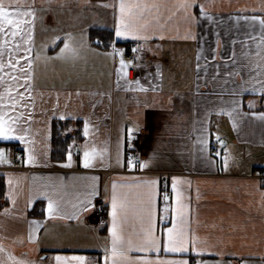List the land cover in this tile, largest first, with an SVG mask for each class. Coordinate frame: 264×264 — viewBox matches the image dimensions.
<instances>
[{
	"label": "crops",
	"instance_id": "crops-1",
	"mask_svg": "<svg viewBox=\"0 0 264 264\" xmlns=\"http://www.w3.org/2000/svg\"><path fill=\"white\" fill-rule=\"evenodd\" d=\"M125 2L147 6L138 22L148 39L115 36L120 0H10L34 19L24 17L31 23L15 37L0 33V110L18 118L16 134L27 141H0L10 161L0 163V264H57V256L105 263L113 183L124 185L118 192L129 205L124 235L137 240L147 228L144 182L153 180L160 251L121 250L118 262L264 264V30L251 19L264 18V0H195L189 11L180 0ZM93 30L111 31L113 43H142L126 76L114 50L95 46ZM67 120L82 124L84 138L70 149L71 163L69 153L56 162L53 123ZM212 139L223 155L210 151ZM86 148L96 151L92 167L83 164ZM129 149L147 165L130 171ZM93 185L98 194L89 197ZM88 198L93 207L79 211ZM49 199L57 211H48ZM181 204L196 251L167 252L166 229L179 225ZM98 206L104 217L94 216Z\"/></svg>",
	"mask_w": 264,
	"mask_h": 264
},
{
	"label": "snow or ice",
	"instance_id": "snow-or-ice-1",
	"mask_svg": "<svg viewBox=\"0 0 264 264\" xmlns=\"http://www.w3.org/2000/svg\"><path fill=\"white\" fill-rule=\"evenodd\" d=\"M146 5H130L125 2V0H120L119 4V18L118 23L115 27V36L117 38H124L128 36H132L136 39H148L147 35H142V31H144L147 27V24H140L138 21L143 20L144 16L141 11L142 8H146ZM153 7H157L153 5ZM196 7L195 0H180L178 8L184 11H189ZM135 9L136 11H134ZM200 13L201 15L206 16L207 13L204 11L203 6H200ZM28 15L34 14L30 12L22 11L19 7H12L10 6V0H0V33L4 34L5 36L15 37L17 36L23 29L21 28V24H30L31 22L25 20L24 17ZM189 20L193 19L191 13L187 17ZM211 19V17H209ZM245 19H248L245 17ZM253 21H258L261 29L264 30V18L259 17H251ZM31 39V37H29ZM8 41L5 40L4 44H7ZM69 45L65 44L64 49L61 50V53L64 52L65 49H68ZM25 51H30V49H26ZM113 55H119L120 59V73L126 76V69L131 64V61H125L123 59V51L114 48ZM8 65L15 69L17 67V63H13L11 59L8 60ZM29 70L31 69V60L27 61ZM4 67L3 64H0V70ZM199 67V66H198ZM23 71V68H21ZM2 79V77H0ZM13 80L16 79L15 76L12 77ZM135 83L137 85L140 84L139 80H136ZM142 89V86H141ZM11 91V88L8 90ZM22 95V94H20ZM261 119H264V114L261 115ZM18 122L17 117H9L6 112L0 110V141H10V140H20L21 142L27 143L24 140L23 135L16 134L15 125ZM85 135L88 134V125L85 124L84 128ZM131 139V136H129ZM84 159L83 164L84 167H92L93 162L96 157L95 149L86 150L84 151ZM69 163H71V153L68 156ZM10 162L7 160L6 150L0 148V163ZM29 163H35V157L31 154L28 156ZM117 163H120L118 158ZM147 161L141 162L139 166L141 168L147 165ZM129 167H135L136 162L133 159H129L127 161ZM96 178L93 177V180ZM177 178L173 179L172 188L173 191L176 192V185H177ZM11 183V180H9ZM156 181H145L144 184L149 189L147 193V208L145 211L147 212V228H145L142 233L138 235L137 240H133L130 237H125L123 231V220L126 218V211L129 207L128 202L125 198H123L119 192L118 188L124 187V185H118L113 183L112 185V195H111V218H112V228L110 229L111 232V248L105 249V264H107L108 254L111 255V264H124L123 261L118 262L116 257L119 251L130 252L133 250L137 251H153L156 252L160 251V239L155 235L154 232V224H153V210L152 204L155 196V185ZM97 190L95 185H93L92 192L89 194V197L97 195ZM179 197V194H177ZM165 200L168 199L167 193H165ZM93 207L92 200L90 198L86 199L85 201L81 202V207L79 211H87L88 208ZM48 211L55 212L57 211L55 207L54 201L49 199L48 203ZM178 215L180 216L179 225L174 220L171 227L166 229V241L164 243V250L167 252L172 253H184L189 250V245L193 246V250L195 249V240L192 239L189 235V232L186 231V226L184 223V206L181 204L178 208ZM31 238V237H30ZM76 264H86V257L84 256H74L71 258ZM57 264H69V260L67 257H56ZM145 264H150V262L145 261ZM160 264H189L188 260L186 259H179V260H171V261H161Z\"/></svg>",
	"mask_w": 264,
	"mask_h": 264
},
{
	"label": "trees",
	"instance_id": "trees-1",
	"mask_svg": "<svg viewBox=\"0 0 264 264\" xmlns=\"http://www.w3.org/2000/svg\"><path fill=\"white\" fill-rule=\"evenodd\" d=\"M93 2H105L108 0H92ZM91 35L94 36L95 46H98L97 41H101V45L98 47L104 49H110L113 44L120 47H125L129 44H117L113 43V33L109 30H93ZM82 124L78 121H55L52 127V159L56 162H61L66 159L67 154L75 143H81L83 141V135L81 133ZM5 183L0 178V210L6 205L5 201Z\"/></svg>",
	"mask_w": 264,
	"mask_h": 264
},
{
	"label": "built area",
	"instance_id": "built-area-1",
	"mask_svg": "<svg viewBox=\"0 0 264 264\" xmlns=\"http://www.w3.org/2000/svg\"><path fill=\"white\" fill-rule=\"evenodd\" d=\"M101 44H102L101 41H98V45H101ZM140 47H141V43H132V44H129V45L123 47V59L125 61H131V63L134 64L136 62V52H137V50L140 49ZM115 49H118V48L116 47ZM134 55H135V58H134ZM119 59L120 58H118L117 56L115 57V61H119ZM209 148H210V151L216 156H220V155L224 154L223 145L220 142V140H218V139H212L210 141ZM78 154H80V152H78ZM126 158H127V160L133 159L136 162V166L130 167V171H133L141 163V157L136 152V150L129 149L127 151V154H126ZM25 160H26V155H25L24 151L18 150L16 152L17 163L22 164V163H24ZM105 214H106V208H104L103 206H98L96 208L94 216L99 218V217H104ZM98 264H105V263L100 262Z\"/></svg>",
	"mask_w": 264,
	"mask_h": 264
},
{
	"label": "rangeland",
	"instance_id": "rangeland-1",
	"mask_svg": "<svg viewBox=\"0 0 264 264\" xmlns=\"http://www.w3.org/2000/svg\"><path fill=\"white\" fill-rule=\"evenodd\" d=\"M117 48L119 49V50H122L123 51V48H121V47H119V46H117ZM113 51V50H112ZM118 57V58H120V56L119 55H115V57ZM134 58H135V55H134Z\"/></svg>",
	"mask_w": 264,
	"mask_h": 264
}]
</instances>
